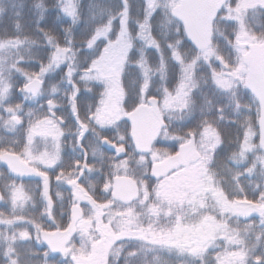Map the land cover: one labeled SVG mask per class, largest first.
<instances>
[{
    "label": "snow or ice",
    "instance_id": "obj_1",
    "mask_svg": "<svg viewBox=\"0 0 264 264\" xmlns=\"http://www.w3.org/2000/svg\"><path fill=\"white\" fill-rule=\"evenodd\" d=\"M0 264H264V0H0Z\"/></svg>",
    "mask_w": 264,
    "mask_h": 264
},
{
    "label": "trees",
    "instance_id": "obj_2",
    "mask_svg": "<svg viewBox=\"0 0 264 264\" xmlns=\"http://www.w3.org/2000/svg\"><path fill=\"white\" fill-rule=\"evenodd\" d=\"M150 259H151V257H149ZM166 258V256H162V259H165Z\"/></svg>",
    "mask_w": 264,
    "mask_h": 264
}]
</instances>
